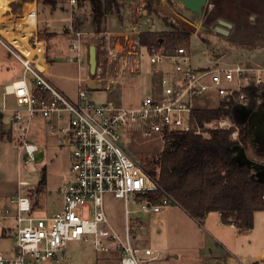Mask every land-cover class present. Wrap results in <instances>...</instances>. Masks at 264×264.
I'll use <instances>...</instances> for the list:
<instances>
[{
  "label": "built area",
  "instance_id": "2783aa9c",
  "mask_svg": "<svg viewBox=\"0 0 264 264\" xmlns=\"http://www.w3.org/2000/svg\"><path fill=\"white\" fill-rule=\"evenodd\" d=\"M70 2L67 28L74 37L71 51L78 53L70 61L82 68L80 42L86 33L78 25V0ZM159 33L157 44L145 48L150 63L160 72L159 87L132 107L88 98L91 78H79L78 99L68 98L47 77L48 45L35 28L28 42L31 53L11 44L24 66L23 78L3 88L0 112L9 114L7 131L18 150L19 172L38 158L40 147L31 141L30 134L33 123L39 120L48 121L50 129L59 134V144L69 146L72 162L70 180L60 189L62 208L52 215L35 214L36 201L30 191L33 183L19 174L18 192L0 213V236L11 233L15 251L11 255L0 251V264H62L73 242L95 253L118 251L120 264H151L160 258L155 249L132 244V232L143 223L129 215H157L176 201L129 156L124 135L137 130L165 141L172 133L205 135L232 128L229 117L201 122L195 110L206 108L201 102L207 97L246 105L247 89L252 84L264 86V66L215 63L195 67L188 45L175 46L169 34ZM136 45L133 43L128 53L137 57ZM109 54L113 61L117 50L111 49ZM10 98L14 105L9 104ZM238 134L236 129L232 136ZM159 191L163 196L154 201L152 196ZM106 195L126 203L124 236L107 215ZM130 200L139 208L130 210Z\"/></svg>",
  "mask_w": 264,
  "mask_h": 264
},
{
  "label": "rangeland",
  "instance_id": "374dc122",
  "mask_svg": "<svg viewBox=\"0 0 264 264\" xmlns=\"http://www.w3.org/2000/svg\"><path fill=\"white\" fill-rule=\"evenodd\" d=\"M3 1L5 3L4 7L8 8V4H11L10 1ZM27 1L29 4L34 3L32 2L33 0ZM210 4L208 1L202 17H199L196 13L185 11L182 4L175 0H164L163 3H160V9H162V14L160 15L150 5L143 8L150 7L154 10V14L158 19V29L171 32L172 29L177 28L191 33L189 44L181 45L189 46L192 63L195 67L208 66L210 59H217L223 55L233 62L237 61V59H240V63L249 60V53L253 46L260 41H264V31L262 34H256L252 28V21H246L235 33L230 35L220 34L215 31L216 26H218L217 9ZM13 5L14 7H12L11 11H7L4 14L3 12L0 13V26L3 29H13V32L18 33L21 37L22 27L25 25H16V23L23 21L21 19L25 17L26 9H24L20 0L13 1ZM26 7H29V5ZM143 8L140 9L142 10ZM47 12V8L44 5H38L36 25L40 32L50 30L47 23L43 20L47 17ZM261 27H264V24ZM105 30L106 28L102 27L101 32L96 31L93 34L91 33V35H84L80 42L83 46L81 49V56L84 60L83 67L87 71L85 77L92 78V80L109 79V81H102L103 87L101 89L94 91V89L88 88V98L97 103L113 102L116 105L135 106L141 99L151 95L153 89L157 86L155 83H158L159 79L158 68L150 63L145 48L136 45L139 37L132 36V34H136L135 31L128 30L131 33L127 38L126 35H117L119 33L110 32L108 34V32H104ZM137 31L141 33V28H137ZM63 32L68 44V56L65 57L78 68L76 62L70 61V58L76 57L78 53L71 51L70 46L74 37L69 32L67 24ZM44 37L47 39L46 36ZM0 38L12 47L6 38L1 37V35ZM129 39L133 40L132 42L137 46V57L128 53V50L132 49ZM26 41L28 46V41H31L30 34ZM48 42L47 59L49 61L54 58L55 54L58 56L64 53L60 40L58 41L59 44L57 41H49V39ZM91 45L97 47L98 65L94 76L89 72V47ZM114 48L117 50V57L111 61L109 51ZM9 52L0 41V60L9 59L8 63H5L6 65L4 63L0 64V85H3V83L9 84L23 78L24 66ZM28 53H31L30 48ZM54 82L60 88L67 89L68 87L75 94L79 89V85L78 89L76 88L78 80L73 82L55 78ZM109 82L112 83L110 88H108ZM1 90L0 86V92ZM9 104L14 105L12 98L9 99ZM1 105L0 97V107ZM201 105L206 107L205 109H212L217 108L220 102L207 97L201 102ZM248 111L245 104L240 105L239 115L242 119L251 120L253 125L252 136L261 145L260 147L263 151L264 109L261 117H256L254 112L249 115ZM4 120L6 128L3 125V129L6 138L4 141H0V213L9 205L10 198L17 194V182L20 174L23 179L33 183L34 189H30V191L32 197H37L35 214L38 216L51 215L61 208L60 189L70 180L71 149L69 146L59 144V134L56 131H52L45 126L43 121H37L33 123L30 138L31 141L40 144L38 158L34 163L25 166L19 172L18 150L9 131L6 130L10 127L9 114L5 116ZM253 137L250 139H253ZM232 139L237 140L238 136H232ZM255 140L254 142H256ZM124 145L127 147L129 156L141 165L143 162L148 163L157 158L164 148L165 141L160 137H146L140 131L132 130L124 135ZM251 146H253V143ZM250 155L254 160L260 163L264 162L263 157H258L253 153ZM44 168L46 169L47 183L39 190V181ZM256 174L261 179H264V168L256 171ZM105 201L106 212L112 226L124 236L127 224L125 201L116 199L111 195H106ZM175 206H170L157 215H145L136 212H132L129 215L130 219L139 218L140 222L143 223L141 228L132 232V244L134 246L150 247L155 249L160 255V258L151 264H206L203 258L210 255L217 257L232 255L236 257L235 264H244L242 259L246 256L245 254L260 249L264 243V212L259 215L255 230H247L242 233L240 239L242 242L241 249L235 253V233L233 230L221 229L228 240L232 241L228 243L231 246H228L230 252H225L224 249H221V244L217 245L213 238L208 235V225L217 218L216 215L211 214L207 221L201 224L179 209L178 205ZM137 208L139 206L130 200L129 209L135 210ZM159 230H162V232H158ZM6 236L4 233L2 238L0 236V251L3 252H7L8 249L10 250L14 247L13 235L10 233L9 236ZM214 236L216 237V234ZM70 245L65 256L66 264H96L97 254L91 253L90 249H82L78 243L73 242ZM105 264H120V260L113 258L106 261ZM209 264L217 263L211 262Z\"/></svg>",
  "mask_w": 264,
  "mask_h": 264
},
{
  "label": "trees",
  "instance_id": "16d2710c",
  "mask_svg": "<svg viewBox=\"0 0 264 264\" xmlns=\"http://www.w3.org/2000/svg\"><path fill=\"white\" fill-rule=\"evenodd\" d=\"M25 1V0H24ZM54 12L60 0H37ZM79 1V0H78ZM94 24L97 31H102L105 13H120L122 0H92ZM158 32H142L138 43L144 48H151L158 42ZM52 38L49 30L39 34ZM173 45L189 44L191 33L175 29L169 33ZM264 86L252 84L247 89L246 106L256 109L258 100L263 98ZM240 103L221 101L217 108L198 109L195 115L201 122L227 116L234 124L233 128L212 130L207 136L172 133L165 136V145L159 156L148 163L141 164L146 172L157 179L188 215L201 220L211 212H220L225 224L234 223L240 229L254 228L256 212L264 211V180L254 175V170L247 164H240L234 156L235 147H246L253 137L250 126L239 115ZM238 129V139L232 134ZM6 138L3 118L0 116V141ZM254 139V137H253ZM253 139H250L252 142ZM127 148V147H126ZM127 150V149H126ZM47 183L46 169H43L39 181V190ZM163 196L159 191L153 195L158 201ZM175 205V204H174ZM235 216L230 223L228 217Z\"/></svg>",
  "mask_w": 264,
  "mask_h": 264
},
{
  "label": "crops",
  "instance_id": "0c3cea01",
  "mask_svg": "<svg viewBox=\"0 0 264 264\" xmlns=\"http://www.w3.org/2000/svg\"><path fill=\"white\" fill-rule=\"evenodd\" d=\"M0 1H2V0H0ZM9 1L11 4H8V8L4 9L3 14L7 11H11L12 7H14L13 1L16 2V0H9ZM20 1L22 3V6H24V9H26V11H25L26 13L28 11V8L35 6L34 8H36V14H37L38 5H39L37 0H33L32 2H34V3H30V4L27 0H25V1L20 0ZM163 1L164 0H122L120 13H117V12L116 13H105V21L102 24V27H105L107 31L105 30L104 32H106V33L108 32V34L110 32L111 33H119L117 35H120V36L126 35L127 38L129 37V35L131 33L130 31H135V33H136V34H132V36L134 35V36L139 37L140 33L137 31V28H141V33L151 31V32H158V33L162 32V33L169 34L170 31H162L161 29L157 28L158 19L154 14V10H156L158 12V15L162 14V12H161L162 9H160L161 8L160 3H163ZM208 1H209V3H211L210 5L212 7L217 9V17H218L217 21L223 20V21L232 25L231 28L229 29L228 35L235 33L238 29H240L242 27L243 24H245L246 21H248V22L252 21V28L254 29L256 34L257 33L258 34L263 33L264 27H261V25L264 24V0H208ZM27 5H29V7H26ZM148 5H150L154 10L151 9L150 7L149 8H143V7H146ZM94 7H95V3L92 0H79L78 1V5H77L78 25H79V28L82 29L86 33V35H91V33L93 34L97 31V27L95 26V24L93 22L94 16H95ZM182 7H184L185 11H187L189 13H193L192 11L185 8V6L183 4H182ZM70 8H71L70 0H66V1L60 0L59 5H58V9L55 10L54 12H50L49 9L47 8L48 15L43 20L47 23L48 28H50L49 32L51 34H54V36L52 38H49V41L50 40H52L54 42L57 41V43H58V41L60 40L62 45H63L62 49L64 50V53H62V55H58V56H57V54H55L56 56L54 55V58L51 61H49L47 59L48 65H47L46 72H47L48 79L58 89H60L68 98H70L72 100H77L78 99V90L75 94L68 87H67L68 90L66 88H60L54 82L55 78L66 79V80H70L73 82H77V80L79 78H82V79L86 78L85 76H86L87 71H85V67H82V68L78 67L77 68V66L75 64L69 62L68 58L65 57V56H68V49H67L68 44H67V38L64 35L63 30L66 27V24H68V20L71 18V9ZM140 8H143V9L141 10ZM0 24H1V22H0ZM0 28H2V27L0 26ZM4 29H10V28H4ZM35 29L38 31L39 34L41 33L38 30L37 25L35 26ZM128 30H130V31H128ZM174 30L175 29H172L171 32ZM126 32H128V33L126 34ZM0 34H1V37L7 38L1 32H0ZM258 36H260V35H258ZM44 39H46V38H44ZM0 41L4 45V47L10 51L9 53H11L13 56H15L21 62L17 52L14 50L15 48H12L13 46L11 47L10 45L6 44L1 38H0ZM9 41H11V40H9ZM46 41H47V45H49L48 39H46ZM132 41L133 40L129 39V42L131 45L133 44ZM23 45H24V49L29 50V48L26 47L27 46L26 42H24ZM82 48H83V46H82ZM56 53H57V51H56ZM47 55H48V48H47ZM249 56H250L249 60L242 61L241 63L246 64V65H250L253 67L254 66H264V41H260L257 45H254L253 48L251 49V52L249 53ZM8 60L9 59H5V60L1 59L0 64H3V63L7 64ZM215 63H240V59H237V61L233 62L231 60H228V58L225 57V55H223L217 59H213V60L210 59L208 65L215 64ZM159 77H160V72H159ZM105 80L109 81V79H106V78L93 80L98 85V87L91 88V89H94V91L101 89L103 87L102 81H105ZM158 82H159V79H158ZM111 84L112 83L109 82L108 88H110ZM155 84L158 86V83H155ZM6 85H7V83H3V85L2 84L0 85L1 89H2L0 92L1 101H2V91ZM78 85H79V81L77 83V87H76L77 89H78ZM157 86L155 88H157ZM88 88H90V87H88ZM263 109H264V93H263V98H260L258 100V107L254 111V113L256 114V117L263 116ZM6 115L8 116L7 113L3 114L2 112H0V116L3 118V125L5 126V128H6V125H5L4 119H5ZM39 121H43L45 126L49 127L48 121H44V120H39ZM246 121L248 122V124L250 126V133L252 134L253 133V125L251 124V120H246ZM32 127H33V125H32ZM32 142L35 144H38L34 141H32ZM247 143L248 144L245 148L242 147V149H244V151L246 153V156L248 158H250L251 160L257 162L258 164L264 165V162L260 163L257 160H254L252 157H250L251 156L250 154L253 153L254 155H256L258 157L264 158V150L262 151V149L260 147L261 145L258 143V141L252 142L249 139ZM252 143H253V146H251ZM38 145L40 147V144H38ZM256 177H257V175H256ZM35 201L37 202V197L35 198ZM61 203H62V199H61ZM36 205H37V203H36ZM175 205H172V206H175ZM175 207H177V206H175ZM61 208H62V206H61ZM178 208L183 210L179 205H178ZM263 212L264 211H259V212L255 213L254 228L250 229V230L253 231L257 228L258 217H259V215H262L261 213H263ZM54 213H52V214H54ZM211 214L216 215L217 218L209 223V225H208L209 229H207L208 235L213 238V241L217 245L221 244V246H222L221 249H224L225 252H230L228 249V246H229L228 243H231L232 241L228 240L227 236L225 235L224 232H222L221 229L233 230L235 233V240H234V244H235L234 250L235 251L234 252L235 253H237V251L239 252V250L241 249V243H242L240 240L242 237L241 235H242V233H245L247 231L246 229H240V228L236 227L235 225L233 226L232 224L223 223L222 215L220 212H211L204 219H201V220H197V219L192 218L190 215L189 216L192 219L196 220L197 222L204 224ZM187 215H188V213H187ZM228 219H229V222L232 223L235 221L236 217L235 216H229ZM158 232H162V230H159ZM214 234H216V237L214 236ZM70 246H69V248H70ZM137 247H140V246H137ZM229 247H231V246H229ZM14 251H15V246L10 250L8 249L7 252H3V251L2 252L7 254V255H11L14 253ZM90 251H91V253L98 255L97 259H96V264H105L106 261L111 260L113 258H118L120 260V254L118 251H115V250H113L109 253H95L92 250H90ZM245 255L246 256H244L242 259L244 264H264V243L262 244L260 249L254 250L251 253H247ZM65 256H66V254H65ZM235 258L236 257L235 256L233 257L232 255L219 256V257L210 255V256L204 257L203 260H205L206 264H209L211 262H215L217 264H235V261H236ZM65 259H64V262L62 264L65 263Z\"/></svg>",
  "mask_w": 264,
  "mask_h": 264
},
{
  "label": "water",
  "instance_id": "95a60500",
  "mask_svg": "<svg viewBox=\"0 0 264 264\" xmlns=\"http://www.w3.org/2000/svg\"><path fill=\"white\" fill-rule=\"evenodd\" d=\"M175 1L182 3L185 6V8L192 11L193 13L198 14L200 17H202L204 8H206V6L208 5V0H175ZM231 26H232L231 24L223 20H219L218 26H216L215 31L223 35H228L229 29L231 28ZM97 65H98L97 47L95 45H91L89 47V66H90L89 72L92 76L96 74ZM89 87L96 88L98 87V85L95 83V81H92L89 84ZM247 108L249 110L247 112L249 115L250 113L255 111V109H252L248 106ZM243 120H246V119H243ZM233 152H234V156L236 157L237 161L240 164H247L249 167H251L254 170L255 172L254 175H257L256 171H259L261 168H264V165L258 164L257 162L248 158L246 156L244 149H242V147H235L233 149ZM257 177L261 179L258 175ZM261 180H264V179H261Z\"/></svg>",
  "mask_w": 264,
  "mask_h": 264
},
{
  "label": "bare ground",
  "instance_id": "6f19581e",
  "mask_svg": "<svg viewBox=\"0 0 264 264\" xmlns=\"http://www.w3.org/2000/svg\"><path fill=\"white\" fill-rule=\"evenodd\" d=\"M4 5H5L4 1L3 0L0 1V13H2L4 11V9H5ZM34 7L28 8V11H27L25 17L23 19H21V21L22 20L23 21L22 22H20V21L18 22V25H23V24L25 25L24 27H22L21 37L16 32H13L10 29H2V28H0V32L7 37V40L8 41L11 40L15 45L11 41H9V42H11V44H13L14 46L19 47L26 54H28L29 50L24 49V45L23 44H24V42L27 43L26 40H27L28 34H30L32 32V30L35 28V26L37 24L36 8H34ZM26 47H28V46H26Z\"/></svg>",
  "mask_w": 264,
  "mask_h": 264
}]
</instances>
